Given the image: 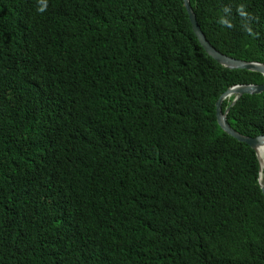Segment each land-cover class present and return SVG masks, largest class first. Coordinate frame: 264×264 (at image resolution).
I'll return each mask as SVG.
<instances>
[{"label":"trees","instance_id":"16d2710c","mask_svg":"<svg viewBox=\"0 0 264 264\" xmlns=\"http://www.w3.org/2000/svg\"><path fill=\"white\" fill-rule=\"evenodd\" d=\"M190 4L264 64V0ZM263 83L184 0H0V264H264L260 161L216 114ZM228 121L264 135V91Z\"/></svg>","mask_w":264,"mask_h":264},{"label":"water","instance_id":"95a60500","mask_svg":"<svg viewBox=\"0 0 264 264\" xmlns=\"http://www.w3.org/2000/svg\"><path fill=\"white\" fill-rule=\"evenodd\" d=\"M187 11L189 13V17L192 23L193 30L195 31L196 36L198 37L201 44L207 50V52L213 56L219 63L229 69H246L256 72H261L264 75V64L257 63V62H250L245 60H239L233 57H230L226 54L219 52L207 39L204 32L201 30V27L197 21V17L195 12L193 11L190 1L184 0ZM264 91V83L261 85H254V84H244V85H237L235 87L230 88L227 90L224 95L220 98L217 103V117L218 123L223 128L225 132L231 134L232 136L236 137L238 140L242 142H246L249 144L253 149L257 151L258 145L264 140V135H260L258 137H248L245 135L240 134L236 130H234L226 119V113L229 111V108L226 110L225 113L221 110V103L225 96L231 93H239L238 98L245 94H259ZM264 193V186L262 187Z\"/></svg>","mask_w":264,"mask_h":264},{"label":"bare ground","instance_id":"6f19581e","mask_svg":"<svg viewBox=\"0 0 264 264\" xmlns=\"http://www.w3.org/2000/svg\"><path fill=\"white\" fill-rule=\"evenodd\" d=\"M190 1V0H189ZM192 7V6H191ZM193 9V8H192ZM194 11V10H193ZM188 12V11H187ZM189 14V13H188ZM197 17V16H196ZM190 18V17H189ZM191 21V20H190ZM198 21V20H197ZM199 23V22H198ZM192 24V23H191ZM193 28V27H192ZM202 30V29H201ZM194 31V30H193ZM195 32V31H194ZM204 47V46H203ZM207 51V50H206ZM219 51V50H218ZM220 52V51H219ZM222 53V52H221ZM224 54V53H223ZM212 56V55H211ZM213 57V56H212ZM230 57H232V56H230ZM234 58V57H233ZM237 59V58H236ZM239 60H241V59H239ZM257 63H259V62H257ZM261 64H263V63H261ZM238 85H244V84H238ZM254 85H257V84H254ZM261 85V84H260ZM235 86H237V85H235ZM235 86H233V87H235ZM229 90V89H228ZM245 94H250V93H245ZM224 95V94H223ZM222 95V96H223ZM233 95H234V99H233V101H232V103H231V105L229 106V107H227L226 108V110L229 108V111L226 113V119H227V121H228V114H229V112H230V110H231V107L232 106H234L235 104H236V102L244 95H241L239 98H238V96H239V93H231V94H229V95H227V96H225L224 97V99L222 100V103H221V110H222V112H223V103H224V101L226 100V99H229V98H232L233 97ZM221 96V97H222ZM220 97V98H221ZM220 100V99H219ZM218 100V101H219ZM218 103V102H217ZM226 112V111H225ZM225 112H223V113H225ZM216 114H217V110H216ZM217 119H218V117H217ZM228 123H229V121H228ZM219 124V123H218ZM230 124V123H229ZM219 126H220V124H219ZM230 126H231V124H230ZM221 127V126H220ZM232 127V126H231ZM222 128V127H221ZM233 128V127H232ZM234 129V128H233ZM222 130H223V128H222ZM235 130V129H234ZM224 131V130H223ZM225 132V131H224ZM227 133V132H226ZM241 134V133H240ZM231 135V134H230ZM243 135V134H242ZM232 136V135H231ZM234 137V136H233ZM236 138V137H235ZM237 139V138H236ZM238 140V139H237ZM238 141H240V140H238ZM240 142H242V141H240ZM243 143H246V142H243ZM247 144V143H246ZM247 145H249V144H247ZM250 146V145H249ZM251 147V146H250ZM252 148V147H251ZM253 149V148H252ZM255 150V149H254ZM256 151V150H255ZM256 154H257V156H258V159H259V161H260V174H259V183H260V186H261V188L264 186V183H263V180H264V140L258 145V147H257V151H256Z\"/></svg>","mask_w":264,"mask_h":264},{"label":"clouds","instance_id":"9594fccd","mask_svg":"<svg viewBox=\"0 0 264 264\" xmlns=\"http://www.w3.org/2000/svg\"><path fill=\"white\" fill-rule=\"evenodd\" d=\"M46 7V3H45V5H44V7H41L40 9H39V11H44V8Z\"/></svg>","mask_w":264,"mask_h":264},{"label":"rangeland","instance_id":"374dc122","mask_svg":"<svg viewBox=\"0 0 264 264\" xmlns=\"http://www.w3.org/2000/svg\"><path fill=\"white\" fill-rule=\"evenodd\" d=\"M263 183H264V180H263Z\"/></svg>","mask_w":264,"mask_h":264}]
</instances>
